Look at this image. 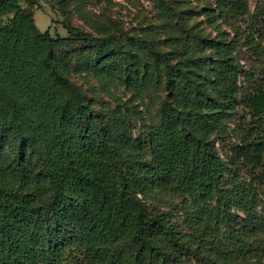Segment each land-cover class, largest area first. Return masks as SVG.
<instances>
[{"label": "trees", "instance_id": "trees-1", "mask_svg": "<svg viewBox=\"0 0 264 264\" xmlns=\"http://www.w3.org/2000/svg\"><path fill=\"white\" fill-rule=\"evenodd\" d=\"M22 1L0 0V264H264V218L251 193L223 182L232 171L217 148L238 105L249 108L256 121L232 163L262 165L264 181V71L244 91L232 40L184 27L166 50L114 24L115 49L112 36L69 21L68 0H59L68 35L53 36ZM158 4L164 20L176 17ZM203 13L231 24L250 0H217ZM136 64L144 71L134 77ZM160 67L167 100L145 139L130 110L98 108L72 80L121 76L146 92ZM152 191L189 203L187 231L147 202ZM235 205L247 214L241 227Z\"/></svg>", "mask_w": 264, "mask_h": 264}, {"label": "rangeland", "instance_id": "rangeland-1", "mask_svg": "<svg viewBox=\"0 0 264 264\" xmlns=\"http://www.w3.org/2000/svg\"><path fill=\"white\" fill-rule=\"evenodd\" d=\"M167 6L176 12V17L164 20L159 13L158 0H68L71 12L69 20L73 25L85 29L93 35L112 36L115 49H118L116 36L121 30L114 24H120L125 32L140 38L152 39L159 48L169 49L166 39L176 35L178 28L191 29L193 33L203 37H226L234 46L233 52L241 66L239 78L244 91H253L252 77L260 78L264 71V39L259 34L264 32V0H250V13L244 18H238L227 24L218 21L209 24L203 13V8L215 5L217 0L198 2L197 0H164ZM29 6L40 31L48 30L53 36H67L66 16L59 0H28L22 1ZM255 43V45H254ZM213 54V50L209 52ZM144 71L142 64L131 68L132 76H140ZM160 82L158 86L138 92L128 87L127 80L121 76L114 78H98L91 74L73 75L72 80L83 92L93 98L98 108L105 105L114 107L121 104L130 110L135 128L134 135L145 139L150 129L160 123L162 109L167 100V87L162 67H160ZM242 93L238 94V100ZM256 118L250 109L243 104L227 119L226 135L218 140L217 148L222 161L232 171L223 176L227 186L238 185L244 195L251 193L252 206L264 218V181L258 178L262 165L255 167L250 163L233 164L234 148L243 144L249 138L251 126ZM246 199L241 200V204ZM147 202L153 207L167 213L171 223L187 231L185 210L189 203L180 196L161 191H152ZM238 220V227L247 221V214L240 205L233 207ZM253 238V237H251ZM185 264H198L189 259Z\"/></svg>", "mask_w": 264, "mask_h": 264}]
</instances>
